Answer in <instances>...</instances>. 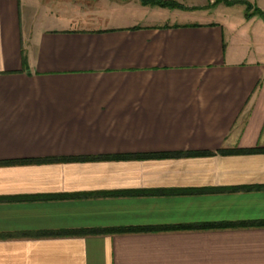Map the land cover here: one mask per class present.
Returning <instances> with one entry per match:
<instances>
[{
    "label": "crops",
    "instance_id": "0c3cea01",
    "mask_svg": "<svg viewBox=\"0 0 264 264\" xmlns=\"http://www.w3.org/2000/svg\"><path fill=\"white\" fill-rule=\"evenodd\" d=\"M174 1L0 0V264H264V0Z\"/></svg>",
    "mask_w": 264,
    "mask_h": 264
},
{
    "label": "trees",
    "instance_id": "16d2710c",
    "mask_svg": "<svg viewBox=\"0 0 264 264\" xmlns=\"http://www.w3.org/2000/svg\"><path fill=\"white\" fill-rule=\"evenodd\" d=\"M140 2H142V4H145V5H153V6H158V7H161V8H175V9H181L183 8L184 6L180 3H178L177 1H174V0H140ZM220 3H223L227 6H234V5H245V8L247 10L248 13H250L253 9V6L250 5V3H248L246 0H216L212 6H217L218 4ZM260 15L264 21V13L261 11V10H258L257 8L254 10V15ZM250 16V15H249ZM219 154L221 155H237V154H244V155H250V154H262L264 153V148H256V149H249V150H242V149H237V150H228V149H224V150H220L218 152ZM213 154H215L214 152L212 153H203V152H199V153H191V155L193 156H200V155H203V156H212ZM163 156V155H162ZM186 156V155H184ZM167 157H170V156H167ZM125 158H139V159H142V158H147V156H137V157H131V156H120V157H116V159H125ZM109 159H113V157L109 158ZM76 160H95L94 159H76ZM43 162V161H42ZM46 162V161H44ZM48 163L50 161H47ZM253 226H257V227H264V223H253V224H247V223H244V224H239V225H236V224H227V225H212V226H207L206 228L207 229H215V228H222V229H228L229 227H232V228H240V227H253ZM133 231H141L140 229L139 230H134V229H127V230H119V231H116V232H133Z\"/></svg>",
    "mask_w": 264,
    "mask_h": 264
},
{
    "label": "rangeland",
    "instance_id": "374dc122",
    "mask_svg": "<svg viewBox=\"0 0 264 264\" xmlns=\"http://www.w3.org/2000/svg\"><path fill=\"white\" fill-rule=\"evenodd\" d=\"M127 2H130V0H110L109 4H104L102 7H99L97 5H95V6L91 5L90 6L89 4H80V5H82V7L84 8L85 11H88L89 9H92L94 11L103 10L104 12H102V13H109V12L115 10L117 12L119 11L118 15L124 14V15H127L129 17L130 16L132 17V15L135 14V7H138V8L142 9V5L139 2V0L136 1L137 3H135V1H131V4H127ZM71 7H73V6L64 5L63 4V9H68V10L71 11V9H70ZM148 7H149L148 9H153V10H148L147 13L152 14V13H155V11H158V12H161L162 14H164V15L167 14L169 16L167 17L166 20H169L170 22H173L175 17H180L181 14L189 16V17H187L186 21H193V20L198 21L199 20L198 18H195V15H199V14H193L192 15L190 13H188V14L187 13H183V11L184 12L185 11H189V8L188 9H186V8L185 9H183V8L175 9V8H169L168 7V8H165V9H160L158 6L154 7L153 5H150V4L148 5ZM98 9H100V10H98ZM191 10L193 11V10H195V8H193ZM102 16H106V14H102ZM251 17L254 18V21H256V19L259 17V15L258 14L256 16L251 15ZM169 21H168V23H169ZM179 21H181V20H179Z\"/></svg>",
    "mask_w": 264,
    "mask_h": 264
}]
</instances>
